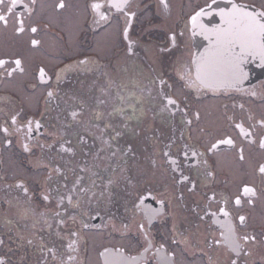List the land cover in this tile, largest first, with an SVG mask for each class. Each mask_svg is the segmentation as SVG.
Here are the masks:
<instances>
[{
    "label": "flooded vegetation",
    "instance_id": "af4514ba",
    "mask_svg": "<svg viewBox=\"0 0 264 264\" xmlns=\"http://www.w3.org/2000/svg\"><path fill=\"white\" fill-rule=\"evenodd\" d=\"M108 4L0 6V264H264V75L202 87L191 26L264 0Z\"/></svg>",
    "mask_w": 264,
    "mask_h": 264
},
{
    "label": "snow or ice",
    "instance_id": "6c2138e0",
    "mask_svg": "<svg viewBox=\"0 0 264 264\" xmlns=\"http://www.w3.org/2000/svg\"><path fill=\"white\" fill-rule=\"evenodd\" d=\"M161 2L163 3L164 0H161ZM17 3L18 0H11L13 6L17 5ZM32 3H35V0H32ZM126 3L127 0H122V2L109 0L108 7L122 10ZM215 3L216 0H212V4ZM212 4L208 5L209 9L212 8ZM0 6H5V0H0ZM24 7H27V5H24ZM63 7L64 4L61 2L58 8ZM91 7L99 16V20L107 19V15L100 11V9L104 7L102 3H93ZM8 11L11 12L12 8H8ZM208 14L209 13L202 8L191 18L193 29L199 28L201 34H204L205 38L210 39L213 45L209 53L201 56L198 61H194V63H196L197 77L201 81L202 87H232L245 78L246 74L244 73L243 64L248 56H259L261 61H264V12L254 14L233 4L231 10L220 9L219 12L216 13L219 15L221 23L218 27L211 30L200 23V18ZM0 22L7 25V19L4 15H0ZM18 23L19 27L17 31L23 32V19L20 18ZM31 31L35 33L37 29L32 28ZM126 35L127 30L125 31V36ZM32 43L35 45L37 41L33 40ZM5 63L6 61L0 60V66H3ZM14 63L17 68H19L21 61L17 59ZM9 75H11V73H9ZM40 75L43 80V69H41ZM48 95L51 97L52 93L49 92ZM165 99L167 105L175 104V101L171 98L165 97ZM72 115L73 118H75L76 113H72ZM13 123H15V118H13ZM29 125H31V121ZM39 127V122H37V128ZM29 130L31 131V129ZM232 143L231 139L219 141L217 144H212L209 151L217 149L219 144L231 145ZM261 147L264 148V141L261 142ZM25 148L27 150V146H25ZM241 159H243L242 156ZM259 171L264 174V166H261ZM245 194L254 195V191L252 188L244 186L241 190V195ZM235 203L237 205L241 203L239 196L236 198ZM219 211L225 216L228 215L223 208ZM244 219V217H240L241 222H243ZM247 239H249V237H245V240ZM229 243L233 251H236L237 255H239V242L231 238ZM233 264H236V262L233 261Z\"/></svg>",
    "mask_w": 264,
    "mask_h": 264
},
{
    "label": "water",
    "instance_id": "95a60500",
    "mask_svg": "<svg viewBox=\"0 0 264 264\" xmlns=\"http://www.w3.org/2000/svg\"><path fill=\"white\" fill-rule=\"evenodd\" d=\"M248 12H251V11H248ZM251 13H253V12H251ZM215 22L217 23L218 26L220 25L221 21H220L219 16H217V19ZM200 23L204 24L205 27L210 30V27L208 24L209 21H206V15L200 18ZM191 26H192V24H191ZM194 32H195V34H194ZM192 33H193L192 39H193L194 48H195V53H194V58H193L194 77L201 84V81L197 77L196 63H194V61H198L201 56H204L207 53H209V51L212 49V47L207 46L203 50V48H202L203 44L202 43L207 38H205L204 34H201V30L199 28L193 29V26H192ZM257 62H259V61L257 60ZM245 64L246 63L243 64V69H244V73L246 75H245V78L240 83H238L232 87H227V88L219 87V88H211V89H234V88H239V87L242 88V87L247 86L250 82L258 80L259 78H261L264 75V64L262 67L257 66L255 68H248L245 66ZM205 87H207V86H205ZM208 88H210V87H208Z\"/></svg>",
    "mask_w": 264,
    "mask_h": 264
},
{
    "label": "rangeland",
    "instance_id": "374dc122",
    "mask_svg": "<svg viewBox=\"0 0 264 264\" xmlns=\"http://www.w3.org/2000/svg\"><path fill=\"white\" fill-rule=\"evenodd\" d=\"M153 34V38H158V37H160L161 36V34H160V32H154V33H152Z\"/></svg>",
    "mask_w": 264,
    "mask_h": 264
}]
</instances>
